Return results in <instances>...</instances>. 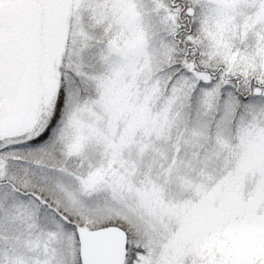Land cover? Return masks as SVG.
Masks as SVG:
<instances>
[{
  "label": "snow or ice",
  "instance_id": "snow-or-ice-1",
  "mask_svg": "<svg viewBox=\"0 0 264 264\" xmlns=\"http://www.w3.org/2000/svg\"><path fill=\"white\" fill-rule=\"evenodd\" d=\"M0 264H264V0H0Z\"/></svg>",
  "mask_w": 264,
  "mask_h": 264
}]
</instances>
